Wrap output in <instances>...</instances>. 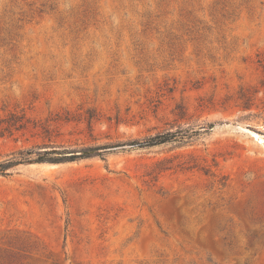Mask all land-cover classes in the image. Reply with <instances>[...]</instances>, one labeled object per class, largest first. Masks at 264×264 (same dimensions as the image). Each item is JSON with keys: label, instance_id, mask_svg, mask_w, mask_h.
<instances>
[{"label": "rangeland", "instance_id": "1", "mask_svg": "<svg viewBox=\"0 0 264 264\" xmlns=\"http://www.w3.org/2000/svg\"><path fill=\"white\" fill-rule=\"evenodd\" d=\"M14 109L65 143L216 124L15 166L0 264H264V0H0V113ZM27 136L0 137V159L42 139Z\"/></svg>", "mask_w": 264, "mask_h": 264}, {"label": "trees", "instance_id": "2", "mask_svg": "<svg viewBox=\"0 0 264 264\" xmlns=\"http://www.w3.org/2000/svg\"><path fill=\"white\" fill-rule=\"evenodd\" d=\"M243 96L246 97L245 94ZM58 119L62 118H48L47 121ZM92 119L93 117H88L89 126L92 124ZM215 124V122H207L198 129L192 126L166 128L144 137L114 142L65 143L54 140L50 125L33 119L24 109L6 110L0 113V137L27 143L31 141L27 134L31 133L32 137L42 139L31 144H22L2 157L0 176H9L15 166L29 162L60 164L94 156L106 159L107 155L114 152L151 148L172 142L186 145L198 135L211 131Z\"/></svg>", "mask_w": 264, "mask_h": 264}]
</instances>
